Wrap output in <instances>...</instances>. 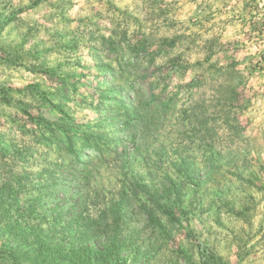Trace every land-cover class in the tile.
Instances as JSON below:
<instances>
[{
  "label": "rangeland",
  "instance_id": "374dc122",
  "mask_svg": "<svg viewBox=\"0 0 264 264\" xmlns=\"http://www.w3.org/2000/svg\"><path fill=\"white\" fill-rule=\"evenodd\" d=\"M80 202L123 264H264V0H0V264H85Z\"/></svg>",
  "mask_w": 264,
  "mask_h": 264
},
{
  "label": "trees",
  "instance_id": "16d2710c",
  "mask_svg": "<svg viewBox=\"0 0 264 264\" xmlns=\"http://www.w3.org/2000/svg\"><path fill=\"white\" fill-rule=\"evenodd\" d=\"M148 208L146 207L145 213L148 221L153 225L155 230L163 231L165 226L162 222V218L165 217V212L170 213L169 202L162 203V199L159 197H148L145 201ZM145 205V206H147ZM83 207L78 211L77 208ZM121 204L109 203L105 210L102 212L103 217H96L92 219L89 215L86 219L87 222L84 224V219H82V214L85 213L86 208L84 203H77L68 205V207H56L58 212L56 216L50 220L49 228L46 230L47 234L41 239V241H65L69 238V241H79V239H84V241H102L99 247L87 246L81 249L83 252H89V260L85 264H123L127 262V258L124 254L129 252V245L127 241H118L117 235L119 227L122 220ZM88 213V211H86ZM112 213V218L108 219L107 213ZM176 216V214L174 215ZM66 217V219H65ZM171 217V213L169 214ZM175 220V218H171ZM66 221V223H65ZM64 225H62L63 223ZM62 227L65 231L63 233H58L57 228ZM104 227V232L101 229ZM43 232V231H42ZM70 234V235H69Z\"/></svg>",
  "mask_w": 264,
  "mask_h": 264
}]
</instances>
